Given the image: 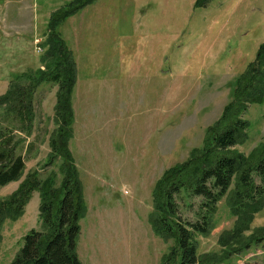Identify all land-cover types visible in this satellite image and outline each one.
<instances>
[{
  "label": "rangeland",
  "instance_id": "374dc122",
  "mask_svg": "<svg viewBox=\"0 0 264 264\" xmlns=\"http://www.w3.org/2000/svg\"><path fill=\"white\" fill-rule=\"evenodd\" d=\"M196 1L95 0L55 27L76 63L69 150L85 209L76 245L82 264L163 263L175 241L153 230V188L165 170L200 150L264 42V0H210L204 7ZM73 2L0 0V95L17 75L39 68L37 44L45 41L51 17ZM56 91L50 82L36 91V129L42 124L36 136L27 141L11 132L34 150L25 155L21 178L0 186V201L28 173L43 180L52 175L54 186L60 184L58 164L47 165ZM244 119L249 128L231 151L255 159L264 137V98ZM13 128L0 118L1 130ZM25 143L17 149L22 155ZM234 189L235 181L216 205L209 234L196 237L199 264H264V209L246 230L237 229L229 206ZM181 197V218L194 222L201 198ZM39 204L34 191L22 215L0 225V264L15 258L30 230H42Z\"/></svg>",
  "mask_w": 264,
  "mask_h": 264
},
{
  "label": "trees",
  "instance_id": "16d2710c",
  "mask_svg": "<svg viewBox=\"0 0 264 264\" xmlns=\"http://www.w3.org/2000/svg\"><path fill=\"white\" fill-rule=\"evenodd\" d=\"M94 1L75 0L76 6L70 3L63 13L53 15L45 41L41 43V65L10 80L7 90L0 95V118L8 119L14 126L10 132L0 129V186H4L21 178L25 155L34 150L32 143L24 142L26 153L18 152V146L21 144V151L24 143L11 132L24 138L32 135L36 91L45 82L57 85L52 118L55 128L48 139L47 165L58 164L61 181L55 187L52 175L43 180L39 172L28 173L17 190L0 201L1 225L6 218L17 219L22 215L34 191L40 194L42 230H30L23 237L22 247L9 264H82L76 245L79 221L85 209L78 169L69 150L74 122L72 94L76 63L55 27ZM209 1L197 0L195 7H204ZM263 98L264 42L239 78L234 99L226 105L220 119L208 128L200 150L193 149L187 160L165 170L153 188V230L160 238L175 241V247L170 248L162 264H199L196 237L206 236L211 231L216 205L233 181L235 189L229 206L239 219L237 229L246 230L252 215L264 209V137L255 159L231 151L249 128L244 114L250 105L260 104ZM254 177L259 178V184ZM183 195L201 198L194 222L183 220L179 214L177 199ZM223 241L220 237V244Z\"/></svg>",
  "mask_w": 264,
  "mask_h": 264
},
{
  "label": "crops",
  "instance_id": "0c3cea01",
  "mask_svg": "<svg viewBox=\"0 0 264 264\" xmlns=\"http://www.w3.org/2000/svg\"><path fill=\"white\" fill-rule=\"evenodd\" d=\"M7 82H9V80L7 81ZM76 85V84H75ZM6 91V90H5ZM73 109V108H72ZM73 112H74V110H73ZM36 112H35V118H34V122H33V127H34V129H33V133H32V135L31 136H34L35 135V133L38 131V129L39 128H41V125L40 124H38V125H40V126H38V128L36 129ZM35 132V133H34ZM31 136L30 137H27L26 139H27V141H29L30 140V138H31ZM36 136V135H35ZM49 138H47V140H48ZM45 141H46V138H45Z\"/></svg>",
  "mask_w": 264,
  "mask_h": 264
},
{
  "label": "built area",
  "instance_id": "2783aa9c",
  "mask_svg": "<svg viewBox=\"0 0 264 264\" xmlns=\"http://www.w3.org/2000/svg\"><path fill=\"white\" fill-rule=\"evenodd\" d=\"M40 44H41V43H38L37 46H36V49H37V51H39V52L42 51V49H41V47H40Z\"/></svg>",
  "mask_w": 264,
  "mask_h": 264
}]
</instances>
